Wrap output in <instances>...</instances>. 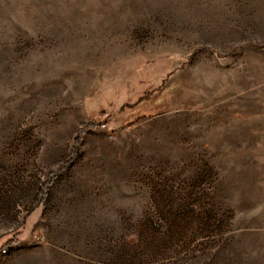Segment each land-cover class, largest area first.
Returning <instances> with one entry per match:
<instances>
[{
  "label": "rangeland",
  "instance_id": "1",
  "mask_svg": "<svg viewBox=\"0 0 264 264\" xmlns=\"http://www.w3.org/2000/svg\"><path fill=\"white\" fill-rule=\"evenodd\" d=\"M0 264H264V0H0Z\"/></svg>",
  "mask_w": 264,
  "mask_h": 264
},
{
  "label": "trees",
  "instance_id": "2",
  "mask_svg": "<svg viewBox=\"0 0 264 264\" xmlns=\"http://www.w3.org/2000/svg\"><path fill=\"white\" fill-rule=\"evenodd\" d=\"M78 142H79V141H78ZM78 142H77L76 148H78V147H79V144H78Z\"/></svg>",
  "mask_w": 264,
  "mask_h": 264
}]
</instances>
